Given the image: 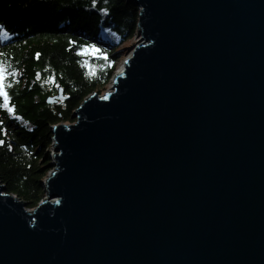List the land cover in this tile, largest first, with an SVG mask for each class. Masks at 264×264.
<instances>
[{"label": "water", "instance_id": "obj_1", "mask_svg": "<svg viewBox=\"0 0 264 264\" xmlns=\"http://www.w3.org/2000/svg\"><path fill=\"white\" fill-rule=\"evenodd\" d=\"M131 1L141 41L53 127L47 199L0 184V264H264V0Z\"/></svg>", "mask_w": 264, "mask_h": 264}, {"label": "trees", "instance_id": "obj_2", "mask_svg": "<svg viewBox=\"0 0 264 264\" xmlns=\"http://www.w3.org/2000/svg\"><path fill=\"white\" fill-rule=\"evenodd\" d=\"M137 20L125 0H0V27L10 35L0 40L12 113L3 108L0 95V184L6 193L29 208L42 200L51 127L74 123L72 112L114 80L116 57L126 52V47L111 51L109 41L94 43L96 34L108 29L121 41L131 38ZM96 45L105 59L90 57L88 48ZM17 118L32 128L19 127Z\"/></svg>", "mask_w": 264, "mask_h": 264}, {"label": "rangeland", "instance_id": "obj_3", "mask_svg": "<svg viewBox=\"0 0 264 264\" xmlns=\"http://www.w3.org/2000/svg\"><path fill=\"white\" fill-rule=\"evenodd\" d=\"M126 1V5L128 6V5H132L133 6V1H131V0H125ZM133 10H134V12H136V14L138 15V18H139V10H138V8H134L133 7ZM136 25H137V27H136V31L134 32V35L131 37V38H128V39H123L122 41L120 40L121 38L118 36H116L115 34H113V32L112 31H109L108 29H100L99 31H98V33L96 34L97 35V39L94 41V43H97L98 44V39L100 40V42H107V41H109V42H111V46L113 47V48H110L111 49V51H112V49L114 50V49H117L118 50V48H124V47H126V52H122V54H121V56L120 57H116V55H115V53H113L112 54V56H114L115 55V57H116V68H117V71L114 73V76L116 75V74H120V72H123L124 71V69L125 68H123V66H124V62L126 61V60H128V59H130V57H132L131 56V53H132V51H133V46L134 45H136L137 43H139V41H140V36H139V34H138V25H139V23H138V20H137V22H136ZM10 35L7 33V32H4V31H0V40L1 41H3V42H5V41H7V38L9 37ZM120 40V41H119ZM94 45V44H93ZM92 47V46H91ZM91 47H89L88 49H90ZM93 47H95V49H96V52H91V51H87L88 53H89V55H90V57L94 60H96V58L97 57H99V58H106L105 57V55L104 54H102L101 52H100V49H99V47L96 45V46H93ZM120 48V49H121ZM120 49L118 50V51H120ZM121 51H122V49H121ZM114 78V77H113ZM113 82V81H112ZM112 82H110V84L104 89V91L100 94V96L101 95H103L104 93H106V92H109V90L111 89V86H112ZM58 96H60V93H58L57 92V95L56 96H54V98H56V97H58ZM89 96V95H88ZM87 96V97H88ZM2 100H3V103H2V106H3V108L9 113V116L10 117H12V113H11V111H9V108H8V106L6 105L7 103H6V100H5V97H4V95H2ZM58 99H60V98H57V100ZM87 98H85L84 100H86ZM83 100V101H84ZM83 101H81L80 102V105L82 104V102ZM47 103V102H46ZM47 104H49V103H47ZM50 104H52V102H50ZM79 105V106H80ZM78 106V107H79ZM77 107V108H78ZM77 110V109H76ZM75 110V111H76ZM74 111V112H75ZM74 112H72V114L74 113ZM74 114L72 115V119H73V121H74V123H76L75 122V120H74ZM16 121H17V123H18V125H19V127H26L27 129H30V128H32L31 127V125H30V123H28L27 121H25V120H23V119H20V118H17L16 119ZM64 124V126H66V125H70V124H73V123H69V122H66V123H58L57 125H63ZM55 127V126H54ZM52 130H53V127H51V130H50V133L52 132ZM51 137H52V134H51ZM53 144H54V141H53V137H52V140H51V146L48 148V152H47V154H48V158H49V164H48V166H47V172H46V175H45V177L43 178V180H42V182H43V187H44V192H45V178L47 179L50 175H51V172H54V165H53V163H55V159H53V156L55 155V154H57V152L54 150V148H53ZM4 186V185H3ZM4 193V192H3ZM3 193H1V194H3ZM45 199H47V193L45 192V195H44V197L42 198V200L37 204V206H39V204L40 203H42L43 201H45ZM54 199H56L57 200V198H53L52 200H54ZM22 202V201H21ZM23 203V202H22ZM37 206L36 207H33V208H29V207H27V205H26V207H25V210L26 211H28V212H31V211H33L34 209H36L37 208Z\"/></svg>", "mask_w": 264, "mask_h": 264}, {"label": "snow or ice", "instance_id": "obj_4", "mask_svg": "<svg viewBox=\"0 0 264 264\" xmlns=\"http://www.w3.org/2000/svg\"><path fill=\"white\" fill-rule=\"evenodd\" d=\"M95 2V0H93V3ZM101 11H105V9H101ZM91 52H96L95 47H91L90 49H88ZM8 75V73H6L3 64L0 63V95H4L5 100L7 99L6 93L4 92V84L3 81L6 78V76ZM39 76V74H37ZM9 111H11V109H9ZM2 131V130H0ZM2 142V141H0Z\"/></svg>", "mask_w": 264, "mask_h": 264}, {"label": "bare ground", "instance_id": "obj_5", "mask_svg": "<svg viewBox=\"0 0 264 264\" xmlns=\"http://www.w3.org/2000/svg\"><path fill=\"white\" fill-rule=\"evenodd\" d=\"M0 31H4L3 29H1V27H0ZM5 32V31H4ZM140 36V41H141V35H139ZM140 41H139V43H140ZM139 43H137V44H139ZM134 47V49H135V47H136V45H134L133 46ZM99 96H100V94H98ZM54 200H56V199H54Z\"/></svg>", "mask_w": 264, "mask_h": 264}]
</instances>
